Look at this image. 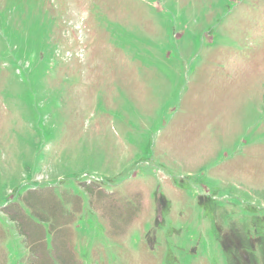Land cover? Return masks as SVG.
I'll list each match as a JSON object with an SVG mask.
<instances>
[{"label":"rangeland","instance_id":"obj_1","mask_svg":"<svg viewBox=\"0 0 264 264\" xmlns=\"http://www.w3.org/2000/svg\"><path fill=\"white\" fill-rule=\"evenodd\" d=\"M57 202L79 264H264V0H0V264Z\"/></svg>","mask_w":264,"mask_h":264},{"label":"trees","instance_id":"obj_2","mask_svg":"<svg viewBox=\"0 0 264 264\" xmlns=\"http://www.w3.org/2000/svg\"><path fill=\"white\" fill-rule=\"evenodd\" d=\"M30 204V209L37 216V221L29 218L23 209L16 205L8 211V218L14 222L19 235L23 238L24 245L29 252V264H79L72 250L67 245V229L64 221L73 218V211L64 208L59 202L37 208ZM77 209V205L74 208ZM49 224L53 235L55 254L47 250L44 238L46 235L43 223ZM66 229V230H65Z\"/></svg>","mask_w":264,"mask_h":264}]
</instances>
